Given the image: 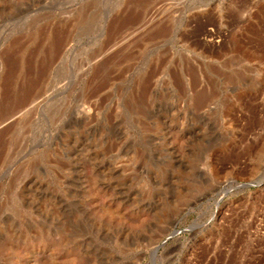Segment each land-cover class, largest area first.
Here are the masks:
<instances>
[{"label":"rangeland","instance_id":"obj_1","mask_svg":"<svg viewBox=\"0 0 264 264\" xmlns=\"http://www.w3.org/2000/svg\"><path fill=\"white\" fill-rule=\"evenodd\" d=\"M0 264H264V0H0Z\"/></svg>","mask_w":264,"mask_h":264},{"label":"water","instance_id":"obj_2","mask_svg":"<svg viewBox=\"0 0 264 264\" xmlns=\"http://www.w3.org/2000/svg\"><path fill=\"white\" fill-rule=\"evenodd\" d=\"M241 185H242V186H246V185H250V184L242 183ZM173 233H174V232H173ZM173 233H171V234H173Z\"/></svg>","mask_w":264,"mask_h":264}]
</instances>
